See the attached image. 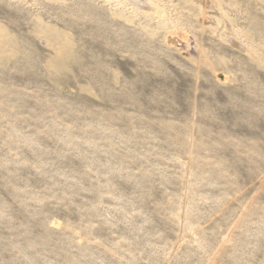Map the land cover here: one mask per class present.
Instances as JSON below:
<instances>
[{"label": "rangeland", "instance_id": "374dc122", "mask_svg": "<svg viewBox=\"0 0 264 264\" xmlns=\"http://www.w3.org/2000/svg\"><path fill=\"white\" fill-rule=\"evenodd\" d=\"M133 1L0 0V264H264V0Z\"/></svg>", "mask_w": 264, "mask_h": 264}, {"label": "bare ground", "instance_id": "6f19581e", "mask_svg": "<svg viewBox=\"0 0 264 264\" xmlns=\"http://www.w3.org/2000/svg\"><path fill=\"white\" fill-rule=\"evenodd\" d=\"M105 1H107V0H105ZM134 1H135V0H134ZM134 1H133V2H134ZM138 1H139V0H137V2H138ZM198 1H199V0H198ZM214 1H215V0H214ZM216 1H217V0H216ZM202 2H203V1H202ZM120 3H122V2H120ZM152 3H153V1L151 2V4H152ZM154 3H155V2H154ZM200 3H201V2H200ZM218 3H219V2H218ZM148 4H149V3H148ZM201 4H202V3H201ZM201 4H200V5H201ZM153 5H154V4H153ZM200 5H199V6H200ZM155 6H156V5H155ZM200 7H201V6H200ZM154 8H155V7H154ZM157 8H158V7H157ZM200 9H201V8H200ZM217 10H218V9H217ZM192 52H193V53H196V49L192 48ZM203 63H204L205 66H208V67H209V66H212V64H210V63L208 62V60H204ZM58 64H60V65H58V66L56 65V68H57V69H62V67H63L62 62H61V63H58ZM220 77L223 78L224 76L222 75V76H220Z\"/></svg>", "mask_w": 264, "mask_h": 264}]
</instances>
